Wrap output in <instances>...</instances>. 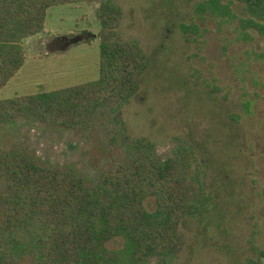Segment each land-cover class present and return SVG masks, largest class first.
<instances>
[{"label": "trees", "instance_id": "1", "mask_svg": "<svg viewBox=\"0 0 264 264\" xmlns=\"http://www.w3.org/2000/svg\"><path fill=\"white\" fill-rule=\"evenodd\" d=\"M79 1L0 0V90L24 65L23 42L44 30L48 9ZM238 4L244 15L235 10ZM95 15L99 31L83 40L99 38L98 78L0 99V130L24 121L85 134L103 122L108 155L90 164L60 163L22 141L0 142V264H178L181 222L207 206L201 184L190 183V144L163 157L151 140L129 133L124 109L149 56L119 37L117 2L99 0ZM210 20L219 30L235 25L237 43L264 60V51L254 49V33L264 37V0H197L181 30L197 36L198 22ZM254 236V255L244 264H264V246ZM116 237L122 247L109 249L106 243Z\"/></svg>", "mask_w": 264, "mask_h": 264}, {"label": "rangeland", "instance_id": "2", "mask_svg": "<svg viewBox=\"0 0 264 264\" xmlns=\"http://www.w3.org/2000/svg\"><path fill=\"white\" fill-rule=\"evenodd\" d=\"M114 1L123 11L119 37L150 60L125 106L126 127L151 140L163 157L190 144L195 154L190 183L201 184L207 201L202 213L181 222L178 264H244L254 255L251 234L264 246V60L248 44L237 43L235 25L219 30L210 20L198 22L197 36L183 33L181 25L191 22L197 0ZM98 4L80 0L50 7L44 30L24 40V65L0 90V99L98 78L99 38L71 41L98 33ZM235 10L245 13L241 4ZM254 35V49L264 51V37ZM14 141L60 163L90 164L108 155L103 122L74 134L18 121L0 130L3 145ZM145 204L153 210L155 201ZM122 245L120 237L106 243L109 249Z\"/></svg>", "mask_w": 264, "mask_h": 264}, {"label": "water", "instance_id": "3", "mask_svg": "<svg viewBox=\"0 0 264 264\" xmlns=\"http://www.w3.org/2000/svg\"><path fill=\"white\" fill-rule=\"evenodd\" d=\"M88 36V35H87ZM83 37V35H81V36H79V37H76L75 39H73V40H71L72 42H78V41H81V40H83V39H87L88 37ZM71 42V43H72Z\"/></svg>", "mask_w": 264, "mask_h": 264}, {"label": "crops", "instance_id": "4", "mask_svg": "<svg viewBox=\"0 0 264 264\" xmlns=\"http://www.w3.org/2000/svg\"><path fill=\"white\" fill-rule=\"evenodd\" d=\"M62 39L63 38H66V37H61ZM69 45H70V43H69ZM97 66V65H96ZM20 71V70H19ZM19 71L16 73V75L10 80V81H14L17 77H18V75H19ZM9 81V82H10ZM9 82L4 86V87H6L8 84H9Z\"/></svg>", "mask_w": 264, "mask_h": 264}]
</instances>
